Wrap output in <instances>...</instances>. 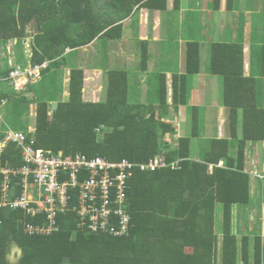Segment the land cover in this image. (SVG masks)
I'll list each match as a JSON object with an SVG mask.
<instances>
[{
  "label": "trees",
  "instance_id": "16d2710c",
  "mask_svg": "<svg viewBox=\"0 0 264 264\" xmlns=\"http://www.w3.org/2000/svg\"><path fill=\"white\" fill-rule=\"evenodd\" d=\"M221 2L211 0L210 5L219 10L223 7ZM235 3L237 0H225L223 9L236 10ZM180 8L181 0H0V49H5L7 42L13 39L23 47L27 25L32 21L37 29L34 40L30 38L29 55L20 52L22 66L5 65L0 68V76L6 77L13 69L23 70L26 65H41L46 61L50 63L41 71L42 82H49V74L53 73L56 79L60 68H67L69 72L67 99L58 101L52 113L50 102L45 96L40 98L39 92L37 98L27 100L7 82L0 83V106L11 99L26 105L25 130L22 131L29 141L35 138V147L62 155L79 152L110 160L128 158L137 163H148L160 155L170 164L154 171L134 169L127 188L126 202L131 215L127 235L114 236L79 228L77 217L66 211L57 217L59 230L47 236H30L24 232L25 224L36 223L42 216L1 208L0 264H10L14 246L21 249L19 264H163L156 259L155 242L170 239L177 232L183 238L182 250L193 245L194 251H199L205 247L201 236L208 227L213 235L216 202L223 203L227 224L230 206L249 202L245 146L248 140H264V104L258 103L261 91L264 94V32L257 29V25H253L252 44L248 46L249 70L245 67V43L239 38L210 43L206 71L222 80V103L230 112V138H211L210 147L202 152L200 159H194V154L189 152L192 138L200 136L198 106L188 108L193 127L191 135L182 138L187 149L176 148L164 139L175 130L172 124L157 117L158 113L170 114V108L176 112L188 103V91L191 93L188 88L201 71V38L185 36V72H175L173 68L170 79L167 72L158 74L154 101L131 103L128 71L117 68L108 71L104 97L84 99V69L72 58L77 48L96 39H103L102 45L106 46L123 38L125 31H131L134 38H141L139 14L142 9L154 13L159 23L161 20L166 23L168 15ZM139 42L141 69L146 70L149 46L153 42L151 34L146 31ZM68 48L72 52L69 55L65 54ZM95 88L98 92V86ZM88 95H93V90L88 91ZM240 112L241 137L237 128ZM3 136L1 129L0 142ZM230 139L237 140L236 155L230 154ZM177 158H182L180 168L173 169L171 162ZM22 164L20 148L8 143L0 155V166L19 168ZM14 179L20 180V176ZM15 193L19 194V190ZM233 239L231 235L224 238L223 264H235V249L232 247L231 251L228 247ZM212 247L211 244L207 261L198 255L192 263L212 264Z\"/></svg>",
  "mask_w": 264,
  "mask_h": 264
},
{
  "label": "rangeland",
  "instance_id": "374dc122",
  "mask_svg": "<svg viewBox=\"0 0 264 264\" xmlns=\"http://www.w3.org/2000/svg\"><path fill=\"white\" fill-rule=\"evenodd\" d=\"M188 1L189 0H184L186 4L188 3ZM203 1L202 0L199 1L196 5L208 4L210 3L211 0H203ZM240 1L242 2L239 5L243 7V8L241 7L240 10L245 11L244 6L245 4L247 5L246 2L248 0H240ZM259 1L262 3V5L264 4V0H259ZM172 15L173 14L171 13L168 15L169 16L167 18L169 20L168 23L167 22L163 23L162 22L163 20H161L160 24L158 25L159 21L154 22V16H155L154 13L149 12L147 9H142L139 14V23L141 24L142 27V32L140 34V37L141 38L145 37L146 31H148L151 34L153 40V42L149 46V54L146 63L147 64L146 70L141 69L142 47L139 42V39L141 38H134L133 35L131 34V31H125L123 38L117 41H113L111 44H107L106 46L102 45L103 43L101 41L103 39L101 40L96 39L92 43L84 47L77 48L75 56H77L78 59L75 60V63L80 68L84 69V76H85L86 88L84 91V99L97 100L99 98L101 99L102 97H104L107 92L108 71L109 69L117 68V69H126L128 71L129 99L131 103L137 101L145 103L147 102V100L148 102L154 101V98H156L155 93L158 85L157 84L154 85L152 83L153 75L159 73L160 71H164V69L166 70L167 66L165 65H168L169 61H170V65H172V63L173 64L176 63L174 67L177 66V71L179 73L185 72L186 43L181 42L179 40L180 37L181 38L184 37L183 39L185 40V36L190 37V35H192L191 37L193 38L205 39L204 42L202 40L201 59L203 60V63L201 64V71H203L205 67L204 72H206V68L208 66L209 57H210L209 55L210 41L208 40V38H211V41H216L219 38L216 37L215 38L216 40H212L214 33L212 31H209L208 34L207 33L208 31L205 30L202 31L194 20H189V24L187 22L182 24L178 21L176 17L177 14L174 15L176 18L173 17ZM171 17L173 18L171 19ZM193 17H194L193 14H189V19ZM249 17L251 16L246 15L244 13L237 14L236 16V18L238 19L237 25L245 24L246 20ZM134 31H135V27L133 28L132 33H134ZM36 32L37 29L35 26V22L32 21L27 25V30H26L27 36L23 47H21V45L14 39L8 41L6 48L0 49V68H2L5 65L13 66L14 64H19L20 66H22L23 64L21 60L22 55L20 54V52L24 51L29 55L28 46L30 44V38L34 40L33 37L36 34ZM223 32L224 31H222L221 34H223ZM166 33L167 35H165ZM206 33L207 36L209 35V37L205 36ZM247 36L249 37V39H252L253 37L252 30L249 31V33L247 32ZM222 39L223 37L220 38V41H222ZM206 41H209V43ZM171 44L173 45V47ZM173 49H175V54L171 55ZM65 52H66L65 54L69 55L71 49L68 48L66 49ZM176 54L178 56H176ZM49 63L50 62L46 61L44 63V66L45 65L48 66ZM26 67L29 68L30 66L26 65ZM63 70L64 69H61V72L58 73L56 79L54 73L49 74L50 80L47 83H45L44 81L42 82V79L40 80V77L37 78V80L39 81L34 80L32 83H30V85L26 87V89L22 90L19 93H23L22 95L25 96L27 100H32L34 98H37L39 93H40V98L45 96L46 100H48L51 104L50 113H52L53 110H55V108L57 107L58 101L67 99L66 90H67V81L69 80L68 79L69 72L67 68L64 71ZM101 70L104 71L103 75L98 76L97 73ZM198 78L199 76L196 77V82ZM193 79L195 80V76ZM96 86H98V92L95 88ZM91 90H93V95L89 96L88 91ZM211 90L212 93L210 95L205 96V100H203L204 96L200 95V89L197 90L194 88V93L191 91L192 97H191V93H189V96L192 99L191 103L193 104V100L195 99V102L198 105L201 103V101L204 102L206 101L213 104L219 102L220 104L221 97L220 95H218V91L216 90L215 86H213ZM94 93H96L97 95H95ZM20 103L21 101L17 102L14 99H11L7 102L6 105L0 106V131L1 129L25 130L23 125L26 123V114H25L26 111L24 109L26 105L24 104V106H22ZM225 110L227 111V109ZM210 114L204 112V110L200 111V118H199L200 136L193 137L189 144L190 145L189 152L190 155L194 154V159L201 158L202 152L207 151L208 148L210 147L209 138L215 136L218 132L216 118L214 117V115H210ZM228 115L230 118V112L228 113ZM160 117L161 120L163 119V121L172 124L175 130V132H173L172 135H170V133H167L164 139L173 146L176 145V148L184 147L185 149H187V144L185 143V141L182 144V140H183L182 138L191 135L192 132L193 126H192L191 116L189 115V109H186L183 106L180 107L176 112L172 114H168L166 116L164 114L158 113L157 118ZM222 125L223 126L221 129L225 127V132H228L229 121L227 120V122L225 124L223 123ZM33 140H35V138H33ZM234 144L235 142H233V144L229 149V151H232V153H235L234 150L236 149L235 148L236 146ZM246 147L248 148L247 143L245 148ZM159 156L160 155H157L156 157ZM124 159H128V158H124ZM181 160L182 158H177L174 161H172L171 164L174 163L176 164V168H180ZM256 176L261 177L259 174H257ZM13 251H14L13 254L9 257V259L12 260L10 261V264H19L20 255L19 252H17L18 251L17 247H14Z\"/></svg>",
  "mask_w": 264,
  "mask_h": 264
},
{
  "label": "built area",
  "instance_id": "2783aa9c",
  "mask_svg": "<svg viewBox=\"0 0 264 264\" xmlns=\"http://www.w3.org/2000/svg\"><path fill=\"white\" fill-rule=\"evenodd\" d=\"M44 65L13 69L0 76L16 92L41 77ZM21 150L23 164L19 168L0 166V209L23 210L39 217L26 223L24 232L30 236H47L59 230V213L71 211L79 228L114 235L128 234L130 217L125 209L128 180L135 168L151 170L168 165L162 156L148 163L128 159L110 160L83 153L58 154L51 149L35 147L22 130H5L0 142V155L8 143ZM176 167V164H171ZM20 176V180L14 178ZM19 190V194L15 191ZM73 203L70 205V203Z\"/></svg>",
  "mask_w": 264,
  "mask_h": 264
},
{
  "label": "crops",
  "instance_id": "0c3cea01",
  "mask_svg": "<svg viewBox=\"0 0 264 264\" xmlns=\"http://www.w3.org/2000/svg\"><path fill=\"white\" fill-rule=\"evenodd\" d=\"M199 1L201 0H191V1L189 0L188 3L186 4L184 0H181V8L177 12H172L171 13L173 14L172 16L175 17L174 15L177 14L176 17L178 21L182 24L185 22L189 24V20H194L202 31L203 30L208 32L212 31L214 33L212 40H216L215 39L216 37L219 38L216 41H220V38L222 37H223L222 41L235 40L236 38H239V41H243L245 43L244 44L245 53H246L245 67L246 70H249L248 46L249 44L250 45L252 44V39H249V37L247 36V32L249 33V31L253 29V25H257V29L262 30L264 32V4L262 5V3L259 0H248L246 2L247 5L245 4L244 6L245 11H243L240 10L242 6L239 5L242 1L237 0V3H235L236 10L226 11L223 9L225 6V0H222L221 3L223 7L222 9L219 10H214L211 7L210 3L204 5L203 4L196 5ZM239 13H244L251 17H249L246 20L245 24L237 25L238 19L236 18V16ZM189 14H193L194 17L189 19ZM173 17H171V19ZM166 21L167 23L169 22L168 19ZM254 21L255 23H253ZM154 22H158V21H156L154 18ZM159 24L160 23H158V25ZM222 31H224L223 34H221ZM253 31L254 30H252V32ZM207 33L205 34V36H207ZM179 40L181 42L186 43V40H184L183 38H180ZM202 40L204 42L205 39L201 38V48H202ZM208 40L211 43V38H208ZM209 41L206 42L209 43ZM174 54H175V49L171 53V55ZM176 56L178 55L176 54ZM76 59H78V57L73 56V60L75 61ZM202 63L203 60L201 59V64ZM174 65H176V63L175 64L172 63V65H170V61H169L168 65H165L167 66L166 70L164 69V71H160L159 73L152 76V83L154 85L157 84L158 74L162 72H167L170 79V72H174V70L175 72L177 71V66L174 67ZM61 69L65 70L66 68H60L59 72H61ZM204 69L203 71H200L199 74L195 75V80L193 79V84L194 83L195 84L194 85L192 84V86H190V89L188 88V90H191L194 93V88L197 90L200 89V95L201 96L203 95L204 96L203 100H205V96L210 95L212 93L211 89L213 88V86H215L216 90L218 91V95H220L221 97V103H222L221 78L216 75H211L207 71H206L207 73L204 72ZM197 76H199V78L196 82ZM192 92H191V97H192ZM189 93L190 92L188 91V96ZM260 94H261V98L260 101L258 99V103L264 104V94L262 91ZM191 102L192 99L190 98L188 103L183 106L186 109H188L190 105L198 106L200 111L204 110V112H207L208 114L211 113L210 115H214V117L216 118L218 132L215 136H212L211 138H215V137L230 138L229 127H228V132H225V127L221 129L223 126L222 124L223 123L225 124L227 120L229 121V115H228L229 108L224 106L223 103L219 104V102L213 104L210 102L201 101L199 105L196 104L195 99L193 100V104ZM225 109H227V111ZM169 113L170 114L174 113L172 108H170ZM242 124H243L242 112H240L238 116V126H237L239 137L242 136ZM6 130H15V129H6ZM211 138H209L210 141ZM233 142H235L234 145L236 146L235 147L236 149L234 150L235 153H232V151H230V154L236 155L237 140L230 139V147L233 144ZM247 146L248 148L247 147L245 148V156H246L245 171L249 174V184H250L249 202L246 204H232L230 206L229 224L224 222L225 210L223 203L219 201L216 202L215 213H214L213 235L210 233L208 227L205 233H203L201 236L203 239L201 241L205 243L204 244L202 242L203 245L205 246L204 248H201L199 251H194L195 249L194 246L188 245L185 247V249L182 250V247H180V245L183 243V238L180 236V234L176 232V236L171 235L170 239L155 242L154 249H155L156 259L161 261L163 264H194V262L192 263V261H195L198 255H202L205 257V261H207L210 245L212 244L213 246L212 264H223V248L225 245L224 238L225 236L231 235L234 237V239L230 240L228 247L230 248L231 251L233 248L235 249V254H236L235 264H264V140H259V139L248 140ZM166 167H169V164ZM172 168L174 169L176 167H172ZM142 171H146V170H142ZM257 174H259L261 177L259 176L257 177L256 176ZM71 203H73V201ZM125 209L131 221V215L128 209L127 202L125 203ZM130 221H129V227H130ZM129 227H128V231H129ZM122 235H114V236H122ZM192 237H195V234H193ZM168 244H170V246ZM230 244H232V246ZM13 252L14 251L11 252V255L13 254Z\"/></svg>",
  "mask_w": 264,
  "mask_h": 264
},
{
  "label": "clouds",
  "instance_id": "9594fccd",
  "mask_svg": "<svg viewBox=\"0 0 264 264\" xmlns=\"http://www.w3.org/2000/svg\"><path fill=\"white\" fill-rule=\"evenodd\" d=\"M44 63H45V62H43L41 65H44ZM35 66H37V65H35ZM35 66H30L29 68H33V67H35ZM26 68H27V67H26ZM45 68H46V65L44 66L43 69H45ZM43 69H42V70H43ZM42 70H41V71H42ZM41 78H42V73H41L40 80H41ZM37 81H39V80H37ZM37 81H36V82H37ZM30 83H32V82H30ZM30 83H28V85H30ZM34 83H35V82H34ZM28 85H27V86H28ZM22 94H23V93H22ZM14 247H15V246H14ZM14 247L11 248L12 251L14 250Z\"/></svg>",
  "mask_w": 264,
  "mask_h": 264
},
{
  "label": "water",
  "instance_id": "95a60500",
  "mask_svg": "<svg viewBox=\"0 0 264 264\" xmlns=\"http://www.w3.org/2000/svg\"><path fill=\"white\" fill-rule=\"evenodd\" d=\"M17 250H18V252H19V254L21 256V249L19 247H17Z\"/></svg>",
  "mask_w": 264,
  "mask_h": 264
},
{
  "label": "flooded vegetation",
  "instance_id": "af4514ba",
  "mask_svg": "<svg viewBox=\"0 0 264 264\" xmlns=\"http://www.w3.org/2000/svg\"><path fill=\"white\" fill-rule=\"evenodd\" d=\"M20 255V254H19Z\"/></svg>",
  "mask_w": 264,
  "mask_h": 264
}]
</instances>
